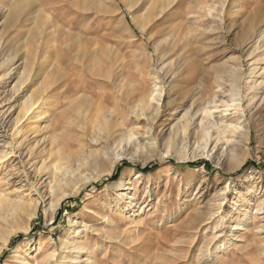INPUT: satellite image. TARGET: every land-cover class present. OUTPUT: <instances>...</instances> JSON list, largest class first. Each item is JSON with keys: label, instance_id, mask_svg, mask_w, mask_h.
<instances>
[{"label": "rangeland", "instance_id": "1", "mask_svg": "<svg viewBox=\"0 0 264 264\" xmlns=\"http://www.w3.org/2000/svg\"><path fill=\"white\" fill-rule=\"evenodd\" d=\"M152 1L0 0V77L8 73L1 67L3 61L14 55L11 75L0 83V148L10 142L20 104L43 87L47 104L38 124H33L43 128L35 135L45 139L41 157L56 150L51 158L68 163L98 154L76 185L74 181L64 186L57 197L46 196L34 216L30 207L24 208L10 228L5 227L13 232L0 253V264H64L68 250H61L62 241L68 249L71 243L84 246L83 253L73 254L67 264L80 258L86 260L81 264H264V105L258 106L257 100L264 89L254 94L264 79L259 76L264 63L254 61L264 56L263 41L258 53L249 55L264 31V0H161L164 6L159 8H153ZM66 32L77 35L68 45L76 60L61 68L80 86L74 88L77 93L71 89L67 94L64 102L69 107L63 114L76 121L80 96H91L98 108L115 110L114 121L111 117L95 143L90 138L93 129L83 134L77 130L72 138L56 133V125L68 127L65 120H57L64 109L55 100H61L67 83L56 90L51 86L56 55L69 44ZM175 33L183 48L171 53ZM94 64L92 70L103 69L102 75L110 79L84 70ZM235 65L241 71L240 95H254L255 103L243 101L240 111H229L225 121L238 125L242 112L240 121L250 120L251 128L241 138L228 135L229 145L223 142L219 150L212 151L213 144L205 148L201 140L195 143L192 129L187 139L182 138L172 127L175 122L166 121L167 114L153 122L132 116L131 96L147 89L144 83L150 86L153 73L162 88L161 103L170 101L177 110L180 103L188 106L191 98L196 106H206L216 88L205 89L203 83H213L216 74ZM23 72L30 80L19 94L13 88ZM221 108L212 109L216 119L227 110ZM146 166L156 169L142 173L139 169ZM25 169L29 184L17 158L4 163L0 179L9 183L0 182V192L14 196L26 192L27 185L41 189L39 185L48 182L47 176L39 180L30 164ZM117 169V179L109 181ZM120 180L122 186L114 187ZM60 194L55 210L45 214Z\"/></svg>", "mask_w": 264, "mask_h": 264}, {"label": "bare ground", "instance_id": "2", "mask_svg": "<svg viewBox=\"0 0 264 264\" xmlns=\"http://www.w3.org/2000/svg\"><path fill=\"white\" fill-rule=\"evenodd\" d=\"M93 1L96 2L97 0H93ZM152 2H153V8H159V7L164 6V3L161 2V0H155ZM149 14L150 12H148V15ZM55 37H59V35H56ZM65 37L69 38V40L67 41V43L69 44L65 45L64 46L65 48L63 47L60 53L59 54L57 53L58 55H56L57 57H56L54 66L57 70L56 71L57 74L54 77L55 79L53 80L51 86H54V90H56L57 86H59L60 83H67L64 85V88L66 91L61 92V100H59L60 98L58 99L56 98L55 100H56V106H59L60 109H64L62 110L61 113L58 114L57 120L58 122L65 120L68 127H64L60 125L57 127L56 125V133L59 132L58 134H64L66 135L67 138H69L70 135L77 132V130L82 131V134H83V132L85 133L86 131L85 129H93L92 132H95V133H93V135L90 136V138L91 140L94 141L93 143H95L97 138L99 137L98 134L100 132L103 133L104 130L108 127L110 121L113 119L112 116L115 113V110L114 111H111L112 109L108 110L109 108L107 109L106 106L104 107L101 106V108H98L96 104V100L95 99L93 100L92 98H90L91 96L90 97L80 96L76 99L77 116L74 118L76 121L73 122V119L70 121L71 119L70 116L66 117L67 114H65L66 113L65 111L69 107V105H67L69 104V102L65 103L64 100L66 101L67 97L70 96L67 94L70 93L71 89L73 92L75 91L77 93L76 89L78 88V86H80L79 85L80 81L78 83H74L73 78L71 79L70 75H68V73L63 72L65 70L61 68L64 64H67L68 66H72L73 59L76 60L75 59L76 56L75 55L72 56L71 47L68 45L75 43L74 39L76 40L77 35H73V34H70L69 32H66ZM179 38H181L180 35L175 36V38L172 40L173 46L169 47L170 49L168 52L173 53L174 51L176 50L178 51V50H181V48H183L182 46H179V44L181 43V39ZM262 41L264 43V31H261L258 34L257 40L255 41L254 44L252 42L253 45L250 47L252 51L250 52L249 55H254L255 53H258L259 49L261 48L260 44L262 43ZM168 52H164L163 55L165 56L169 54ZM12 56L14 55H9L8 57H6L7 59L5 58L6 60H4L1 65V67L6 66V70L8 71V73L2 74V76L0 77V83L2 80L6 79L7 77L9 78V75H11L13 71V69H10V64H9L11 62ZM254 61L256 62L261 61L264 63V56L258 55L257 59ZM95 64L92 65V67L89 65L87 67H84V70H87V72L90 75L92 74L93 75L92 77H97L98 75V76H103L102 78L110 79V77H108V74H106V76L105 74L102 75L103 69L97 71L99 73L94 71V69L92 70V68L96 66ZM237 67L235 65V67L231 68L230 70L216 74L213 83L211 82L210 83L205 82V84L203 83L202 86L205 89L207 86L211 88L213 87L216 88L212 92V95H210V97L206 99L205 101L206 104H204L206 106H202V107L196 106L193 98L189 99L190 104L188 106H186L187 105L186 103H180L179 105H177L176 107L177 110H175V108L174 110L172 109L174 105L170 101H167L165 104H162L161 103L162 88L157 87L158 82L156 80H158V77H157L158 75L157 73H153L150 79V82H151L150 86H147L148 83L146 82L147 83L146 84L143 81L141 82L140 86H142V84L144 83L145 85L142 87L143 89L145 88L147 89L143 90L142 92L138 94H132L131 96L132 101L130 100L131 102H129V105L131 108L129 107V109H131L132 116H134L136 120L143 119L145 121L147 120L154 121L155 119H158L160 116L166 117L165 115L167 114L168 116L166 117V121L175 122L172 125V127H174L176 132L179 133L182 138L187 139L188 138L187 136L189 134L188 131L189 129H192L194 131L192 134L195 137V143H198L199 140H201L205 148L213 144L212 151L215 149L219 150V148H221L223 142H225L226 140L225 138H227L228 135H232L235 137L237 136V138L238 137L241 138V137H244V135H247L251 128L250 120L244 119L242 122L240 121V119L244 117L242 116L243 115L242 112H240L241 115L238 116V119H237L239 123L238 125L237 123L236 125H234V124H231L230 122L227 123L225 121V119L228 118L232 114V113L230 114L229 111H233L234 113H238L240 111V107L242 106L241 103L243 101L247 103L251 102L252 105L253 103H255L253 101L254 95L251 97H248V96L242 97V95H240V89L238 88L237 82L241 78V75H240L241 71L239 72ZM262 67L263 69L259 75L260 77L264 75V64ZM29 75L24 74V72L20 75L17 84L13 88L15 91H17V93L19 94L23 93V89H24L23 85H25L26 82L30 80V78L28 77ZM77 78L79 79L80 77L77 76ZM226 83H228V86L230 87V88L228 87L229 89L227 90H226L227 88ZM72 84L74 85L73 88L72 87L69 88V86ZM127 85H129V82ZM74 88L76 89L74 90ZM249 88L251 89L252 86H250ZM136 89L138 90V88ZM262 89H264V79L259 82V85H257L255 89L256 93H254L255 97L260 95V91H262ZM39 90H37L36 94H31L30 96H28L24 100V102L20 104L19 111L16 114L15 119L11 123V130H10L11 135H9L11 136V138H9L10 142L9 143L5 142L4 144L1 145L2 147L0 148V167H3L4 163L8 164V160L12 158H17L18 163H19V168L21 169L20 172L22 176L24 177L25 182H28L29 184V179L27 178V175L25 173L26 172L25 166L28 164H30L31 168H33L32 171H34V175L36 177L40 176L39 180H41L44 176H47L46 179L48 180V182L44 185V187L42 186V184H44L45 181L39 185L41 186V189H43L42 192H40L41 189L37 188L36 186L37 184L27 185L29 186V188H27L28 190L26 192H19L15 194L14 196H11L13 195L12 194L13 192L11 191L7 192V194L0 192V228L1 227L3 228L0 232V253L7 246L9 238L13 232V230H9V229L6 230L5 227L10 228L9 226L10 223L15 219V217L17 216L19 212H22L24 208L30 207V216H34L38 207L41 205L42 202H44V199L46 196L50 197V196L55 195L57 197L58 195L57 192L61 191L64 186L73 185L74 181L76 185V182L82 177V174L86 172L87 170H89L92 167V165L95 164L98 158V154L96 153V154H92L91 156L89 155L87 157L83 156L84 158L80 160H76L75 162L62 163L61 161H59L60 159L55 158L56 153H58L56 150L54 152H52L51 150L52 153H50L49 156L47 154L48 157L46 156L47 158L45 159L41 157L42 154L44 153L45 148L43 147L40 150L39 148L44 143L45 139L37 140V138H35V135L36 133H39L43 128L41 129L40 125H36L33 128V124H38V118L40 117V115H42V109H44L42 107H45L47 104V101L44 99V94H43L47 89L42 87V89L40 91ZM206 93L208 94V91H206L205 94ZM220 97H221V100H219ZM182 100L181 102H183ZM257 100L259 102L258 106L264 105V95L260 96L259 99ZM117 103L118 102H116V106H117ZM104 104L106 105V103ZM128 106H127V109H128ZM117 107H116V110H117ZM221 107L223 108L225 107L227 108V110L220 111L221 116L219 118L217 117L216 119V117H214L215 112L212 109H218ZM93 108H95L94 110H96L94 112L95 113L94 115H92V112H91ZM178 110H181V112H179ZM121 111L122 112L125 111L124 107L121 109ZM63 112L65 113L63 114ZM124 116L122 115V117ZM112 121H114V119ZM26 125L28 126L26 127ZM58 134H55L54 137L58 138ZM30 137L34 138L32 142L29 139ZM226 142L224 144H226ZM68 144L69 143H64V146L69 147ZM226 145H229V144H226ZM221 153L223 154L224 151H221ZM53 155L55 156L54 159L51 158V156ZM78 158H80V156ZM38 163H40L39 166H37ZM5 177H7V175ZM6 179L5 178L0 179V182L2 183V185H8L9 181L6 182ZM120 186H122L121 180L114 185V187H120ZM31 194L35 195V199H32ZM60 195L61 197L58 198L55 201V203L52 204V201H51V204L49 203L50 209L45 211L44 212L45 214H47L50 210H55V208L57 207V205L59 204V202L61 201L63 197L62 194ZM67 245H68L67 242H64V241L61 242V250H65V249H66L65 251L68 250L67 256L63 258L65 259L64 264H67L73 260L72 259L73 254H75V256L76 255L79 256L84 251V246L80 243L79 244L71 243L69 249L67 248ZM80 260L75 264H81L86 261L83 258H80Z\"/></svg>", "mask_w": 264, "mask_h": 264}, {"label": "trees", "instance_id": "3", "mask_svg": "<svg viewBox=\"0 0 264 264\" xmlns=\"http://www.w3.org/2000/svg\"><path fill=\"white\" fill-rule=\"evenodd\" d=\"M155 169H156V166H146L145 168H143V169H139V170H140L142 173H148V172H151V171H153V170H155ZM118 170H119V169L116 170L114 176H112V178L109 179V181H114V180L117 179V177H118Z\"/></svg>", "mask_w": 264, "mask_h": 264}]
</instances>
